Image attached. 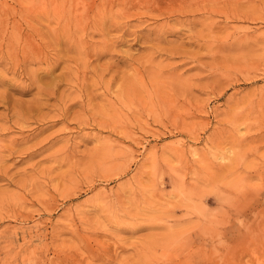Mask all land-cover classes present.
Listing matches in <instances>:
<instances>
[{"label": "rangeland", "instance_id": "374dc122", "mask_svg": "<svg viewBox=\"0 0 264 264\" xmlns=\"http://www.w3.org/2000/svg\"><path fill=\"white\" fill-rule=\"evenodd\" d=\"M4 8L0 264H264V0Z\"/></svg>", "mask_w": 264, "mask_h": 264}, {"label": "bare ground", "instance_id": "6f19581e", "mask_svg": "<svg viewBox=\"0 0 264 264\" xmlns=\"http://www.w3.org/2000/svg\"><path fill=\"white\" fill-rule=\"evenodd\" d=\"M5 2V1H4ZM55 4V3H54ZM53 5V4H52ZM7 9V8H6ZM24 9H22V11H23ZM27 10V9H26ZM25 10V11H26ZM18 11H20V10H17V12ZM25 11H23V13L22 12H20V15L22 16V17H25V15H24V12ZM15 12V11H14ZM14 12H12V13H9V11L8 10H5V8L3 9V10H1L0 11V22L2 23V22H6V24L7 23H11L12 25H17L18 24V22H19V18L16 16V14L14 13ZM19 15V16H20ZM20 16V17H21ZM27 23V22H26ZM8 26V25H7ZM11 26V25H10ZM3 31L5 32V28L3 29ZM24 56V55H23ZM12 81V80H11ZM10 83V82H9ZM47 83V82H46ZM34 84V83H33ZM50 85V84H49ZM2 88V87H1ZM49 89V88H48ZM7 92V91H6ZM3 94V93H2ZM8 94V93H7ZM41 94V93H40ZM4 95V94H3ZM6 98V97H5ZM42 100V99H41ZM10 101V100H9ZM35 103V102H34ZM3 104V103H2ZM13 107V106H12ZM33 110V109H32ZM16 118V117H15Z\"/></svg>", "mask_w": 264, "mask_h": 264}]
</instances>
